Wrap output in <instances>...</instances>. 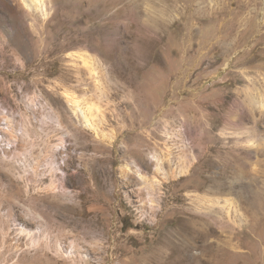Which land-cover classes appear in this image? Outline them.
<instances>
[{
    "label": "rangeland",
    "instance_id": "rangeland-1",
    "mask_svg": "<svg viewBox=\"0 0 264 264\" xmlns=\"http://www.w3.org/2000/svg\"><path fill=\"white\" fill-rule=\"evenodd\" d=\"M31 7L0 0V264H264V0Z\"/></svg>",
    "mask_w": 264,
    "mask_h": 264
},
{
    "label": "bare ground",
    "instance_id": "bare-ground-1",
    "mask_svg": "<svg viewBox=\"0 0 264 264\" xmlns=\"http://www.w3.org/2000/svg\"><path fill=\"white\" fill-rule=\"evenodd\" d=\"M24 1V3H25V5L30 9V8H32L31 7V4L33 3V2H36L37 0H32V3L31 2H28V0H23ZM31 3V4H30ZM68 100L74 105V110H75V112H77V114H78V116H79V121L82 123V124H87V125H91V115H92V107H88V110L86 109V111L84 110L83 111V115L81 116L80 115V113H79V109H82L81 107H80V103L81 102H78V100H76V99H74L73 97H70V98H68ZM73 108V107H72ZM7 119V118H6ZM29 132V130L28 129H26L24 132H22L21 133V135H24V134H26V133H28ZM22 151L23 150H25V151H27V148H22L21 149ZM20 150V151H21ZM52 151H54V150H52ZM53 155V154H52ZM56 160H52L51 161V165H52V170H56L57 169V167H56ZM61 168V167H60ZM154 179H156V177H154ZM154 182L155 183H157V181L156 180H154ZM153 182V183H154Z\"/></svg>",
    "mask_w": 264,
    "mask_h": 264
}]
</instances>
